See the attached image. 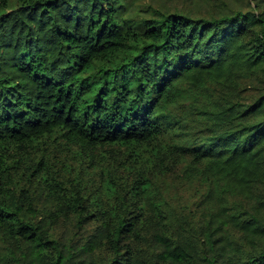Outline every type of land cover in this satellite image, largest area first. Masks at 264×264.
Wrapping results in <instances>:
<instances>
[{
  "label": "trees",
  "instance_id": "obj_1",
  "mask_svg": "<svg viewBox=\"0 0 264 264\" xmlns=\"http://www.w3.org/2000/svg\"><path fill=\"white\" fill-rule=\"evenodd\" d=\"M0 264H264V0H0Z\"/></svg>",
  "mask_w": 264,
  "mask_h": 264
}]
</instances>
